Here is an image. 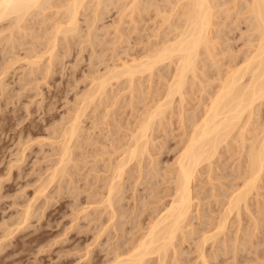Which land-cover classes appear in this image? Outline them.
Here are the masks:
<instances>
[{"label":"rangeland","instance_id":"1","mask_svg":"<svg viewBox=\"0 0 264 264\" xmlns=\"http://www.w3.org/2000/svg\"><path fill=\"white\" fill-rule=\"evenodd\" d=\"M49 1H51L53 3H49ZM49 1H48V5L46 4L47 2L44 5V6H46L45 7L46 9L42 8V11L40 9H39L40 11H38V9H37L35 12H33L35 15L37 14L36 16L33 14L34 16H32V17H34L35 20L32 18L31 21L26 20L27 22L26 21L24 22L23 25L25 26V24H26L25 27L23 26L24 28H26V30H24V33H23V30H21L22 29L21 28L19 30V31H21L20 34H19V31L17 30V31H15V34L10 37V38H13V40H15V38H17V35H18V39H20L19 41H21V44H16L14 42V46H16V45L17 46H16V49L13 48V49H11V51H13V53H14V50H15L16 51V54L14 53L15 55L11 51H10L11 54L9 53L10 54L9 55L7 53L8 54L7 56H5L6 54L1 53V52H3L2 48L7 46V44L9 45V43H8L9 38H4V37H7V35L9 37V32L6 33L4 31L5 34L2 33L4 35H2V34L0 35V37L2 36V38H0V53H1L0 70L2 69V71H0V74H1V72L2 73L5 72L4 74L0 75V247H1V249H0V264H91V262L93 260L95 261V259H92V257L95 258L96 255H98L100 253L99 256H97L98 262H99V259L101 261L102 260L101 258L105 257L104 254L106 251H102V250L99 251V250L102 248V246H104L103 243H105V241L107 240L106 235L107 234L113 235L114 233L115 234L120 233L118 236L119 242L121 240L120 238L124 239V242H122L123 244L121 246L126 247V246L131 245L133 243L134 239L136 238L135 236H137L139 234V228L135 227L136 222L138 221L137 219L138 218L141 219V221L139 219L140 226L141 225H142V227L145 226V223L147 224V222L149 221V219H148L149 216H147V214H146V213H149V212H147V210L150 211V209L153 208L154 206H156V207L158 205L160 206V203L162 202L161 200H162L164 192L166 190L165 189L166 184L164 182L161 183L160 179L162 180V178L160 176H158V177L154 176L155 177L154 179H153V177L152 178L150 177L151 178V179H149L150 181L147 179L149 181L148 182V181H146V178L149 177V175H146L145 177H143L144 175H142L140 177V179H141L140 180L138 178V176L136 175L137 174L136 168H134L132 166L131 167L132 170L130 173L132 174L134 171L135 172L133 175L129 174V172H128L130 179H129V176L126 174V176H128V177H127V180L125 179L126 184L124 183L123 196L117 203V206H119V208H121L120 209L121 213L124 212L122 219L120 218L122 221H125L123 226L121 227L122 229H120V230L116 229L117 231H114L112 228L111 230L114 233H111L110 230L109 231L107 230L108 233L103 232V236L101 234L100 238L98 236H96V234L98 235V231H99L98 228L99 227L101 228V226H104L105 225L104 223H106V224L109 223L106 221L107 220V218H106L107 210L106 211L103 210L105 208H102L103 206L101 207L100 206L101 204L99 202L100 201L99 197L100 198L102 197V195H101L102 193H99L102 190L100 188L101 184H102L101 179L103 180L102 177H104V179L107 178L106 174L109 173V171H108V173H107V171H105L106 170L105 165L107 162L106 159H108V161H109V159H111V160L113 159L112 156H110L111 153L109 152V149L110 148L112 149L116 145H119V143L122 144V142H124V141H122L121 139L128 138V135L131 132L130 128L131 129H132V127L134 128V126H135L134 121H136L135 122V124H136L137 121L141 118L144 111H147L149 109V107L153 104V102H156V100L157 101L161 100L160 99V97L162 96L161 90L162 89L164 90L163 84H165L166 79H168V78L165 77L163 79V77H161V75H160L161 72L159 73V71L157 69H156L157 72H156V70L154 71V73H153L154 75L151 74V76H149L150 74H147V73L144 74L143 73L144 76H141L142 74L138 75L139 78L136 76L134 79V83H133L134 85L132 84L134 86V88H132V89L130 88L132 91H129L130 86L127 84L128 81H125L124 77L118 78L119 80H117V81H116V79L112 80L111 87L108 86V89L110 87V89L108 90V93H107L108 95H106V97L104 95H102L103 96L102 98H101V96H99L101 99L97 98L95 101L88 104L89 106L87 105L88 107L85 108V110H84L85 111L84 115H82L83 117H81V119H82L81 120V130H80V134H79L80 137L77 136V140H75L77 142H75V143L72 142L73 146L71 145V147H72L71 148V150H72L71 151V159H70V162H67V164L65 165L66 167H64V169L65 168L67 169V170L65 169L67 171V173H64L66 175H64V178H62L61 175H58L61 177V178H59V177L58 178L62 181L59 180V182H58V180H57L58 178L55 177L56 178L55 181H53V178H52V180L50 182V179H51L50 174H52L51 171H53V169H52L53 167L56 168L59 166V157H60L59 151L61 148V143H60L61 139H60V137H58V135L59 134H60L59 136L62 135V133L60 131H62L64 129V127H66L68 125L67 123H68V120L70 119V118H65V117L66 116L69 117L68 115H70V117H71V114L75 111V108L78 104L77 102L79 101V98H81L82 94H85L86 90L88 91V89L90 88L89 86H92V83L95 82L93 76L96 77L97 74L105 73V71H104L105 67L107 66V64L110 65L112 63V61L113 62L120 61L119 59L122 60V58L123 59H127V58L130 59L131 56L137 57L138 54H139V56L141 54L143 55L146 51L148 52L149 49H147V48H150L151 45L154 44V42L160 44L159 40H161V39L163 40L165 36H166L165 37V39H166L168 36L166 33L171 28V26H170V28H168V25H167L168 23L164 22L162 19L161 20L163 21V23H166V24L161 23V20L159 17L161 15L156 16V15L161 13V12L158 14L156 13L157 12V8H156L157 6L156 5L165 4L164 6L162 5L163 7H161V5L159 7H161L163 11L164 10L167 11L166 12L167 14L168 13L171 14V13H173V10L171 9V7H172L171 3L175 2V0H168L167 1V3L169 2V4L171 5V7H170V5L168 6V4L165 3L163 0H160V1L158 0L160 3L155 0V5H152V3L150 2V1L153 2L154 0H146V2L149 1V3H147V5L149 6L148 7L146 5V2H144L142 0L144 2V5H146L147 7L144 6L145 9H143L144 8L143 7L142 8L143 11L139 10L141 12L137 11L136 9L127 10V7L131 3V2L128 3L129 0H118V3H117V0H108V1L102 0L101 2H104V3L107 2V3H105V5H103L100 2L101 4L100 3L98 4L99 9L95 7L96 10L98 11L97 14L94 13L95 9H92V8H94V5L95 6L97 5V1L96 0H92V1L90 0L91 3L86 2L87 5L85 4L87 6V7L85 6L87 8L86 10L84 9L85 7L81 8V10L84 12V14H81V10H80V13L78 15L79 20L77 23L78 24L77 27L78 26L79 27L77 28L78 31L76 30L73 33L74 36H72L73 34L69 35L68 32H67L68 34L66 33L68 35V37L66 34H65L66 35L65 36V35H63V33H60V34L58 33V35H57L58 39L56 38L57 41H55L56 47L53 48V50H54L53 55L54 54L56 55V56L54 55L55 57H53V58H55L56 60L53 59V61L51 60L50 62L47 63V61H48L47 56H49L48 52H43L44 54L43 53L42 54H43V56L44 55L45 56L44 57L42 56L43 58L40 57V54H41L40 52H42L44 50V48L47 49L46 44L49 47L48 43L50 42L49 38H46V36L48 37L50 34H49V32H46L44 30L45 29L46 30L49 29V31L52 30V28L55 26V24L57 22H60V20H62L61 18H63V16H64V14H63L64 12L61 11L62 9L57 11L58 8L53 7L55 5L58 6L57 4H58V1H60V0H56V1L55 0H49ZM110 1H111V3L108 4V2H110ZM112 1H114V2H112ZM55 2H56V4L54 5ZM156 2L159 4H157ZM162 2H164V3H162ZM94 3H96V4H94ZM150 3H151V5H149ZM232 3L233 2L230 1L226 5H224L225 7L227 6L229 8L226 9L223 14H226V13L228 14L229 12H234L236 10L237 7H232L233 6ZM51 4L53 6H50ZM125 4H127V5L129 4V5L127 6ZM166 4L168 7L163 9L166 6ZM101 5H102V7H100ZM124 5L127 6V7H125L126 9L124 8L125 10H127V13L122 8V7H124ZM139 5H143V3L139 4ZM239 5H238V7H239ZM120 7H121V9H123V15H124L123 19H122V12L119 13L120 11H118V9ZM240 7H241V5H240ZM170 9L172 10V12L170 11ZM55 11L58 13H56ZM130 11H134V12L130 13ZM38 12L39 13L41 12V13L39 14ZM237 12H238V10H237ZM59 13L62 14L63 16L60 17ZM100 13H102V14H100ZM86 14H87V16H85ZM119 14L121 15V18H120ZM235 14H237V13H235ZM235 14H232V16H229V17H228V15H226L227 17H225V15H223L224 17L223 16L221 17V19L224 22H227V25L231 26V29L233 28V30L230 32L229 31L230 27L228 26L229 29L227 31H229V33H231V36L228 33L229 34L228 36L231 37L230 40L228 39L229 40L228 42L231 43V46L229 48H232V51L227 48L229 50V52L227 51L228 53L225 54L226 55V58L224 57L225 64L222 65L223 70L225 69L226 65L230 63L228 61V59L231 58L230 57V56H232L231 54H233V56H239V57H237V59H235V57L232 56V59H229L230 61L234 60V59L238 60V59H240V57L242 55L246 54L245 49L246 48L248 49V46L245 44L246 38L244 37L248 33V28H247L248 21L245 20V16H243V15L239 16L240 14H238L236 16ZM83 16H85V17L83 18ZM96 16H98V17H96ZM42 17H43V19H41ZM171 19H173V18H171ZM90 20H92V21H90ZM120 20H121V22H120ZM118 24H119V26H117ZM33 26L36 27V28L34 27L35 31L32 28ZM87 26L91 29L87 28ZM92 27H93V29H92ZM27 28H28L29 33L27 32ZM117 30H119V31H117ZM40 31L43 32V33H41V35L44 34V36H40V33H37ZM17 32H18V34H17ZM89 32L92 33V35L90 34V37H88V35H86V34H89ZM25 33H27V34H25ZM45 33L46 34L48 33V34L46 35ZM169 34H171V33L169 32ZM34 36H35V38H32ZM70 39H72V40H70ZM5 40H6V43H5ZM15 41L19 42V41H17V39ZM244 41H245V43H244ZM51 43H50V45H51ZM18 45H20V46H18ZM154 45H157V44H154ZM114 48H116V49H114ZM124 48H126V49L123 52ZM37 49H39L40 52ZM115 50H117L118 53ZM32 51L33 52L38 51V53H40V54H38L39 59H38V57H36L39 61L36 60L37 64L33 63L34 65L27 63V61H29L30 59L32 60V58L29 57V54L32 55L31 54V53H33ZM119 51L120 52L122 51L121 52L122 54ZM139 52H141V53H139ZM45 53H47V54H45ZM234 54H237V55H234ZM2 55H3L4 59H2ZM35 55L36 54H34V56ZM113 55H115V56L113 57ZM119 55H121V56H119ZM21 56L23 57V59H26V60L28 59V60L23 61L22 58L19 59ZM27 56H28V58H27ZM34 56H33V60L35 59ZM97 56H98V58H97ZM220 56H222V55L220 54ZM9 57L11 58V60ZM15 57H17L19 59V61L16 58L17 62H15V59H14ZM100 58H102V59H100ZM222 58H223V56H222ZM6 59L7 60L9 59L8 65L6 64L7 63ZM13 59H14V61H13ZM59 60H60V62H59ZM204 60H206V58ZM222 60H220V61H222ZM12 61L15 63L11 64V66H10L9 64ZM55 61H56V63H55ZM45 62L47 63L48 68H47ZM57 62H59V63H57ZM222 63H223V61H222ZM4 64H6V66H7V67L5 66L7 68V69L5 68L6 71L4 70V68H2V67H4ZM28 66L29 67L32 66V68L30 69ZM167 67H168L167 65L164 66V68L167 70L166 71L163 70L164 73L166 72L164 74L165 76H166V74H167V76H169V71H168L169 67L168 68ZM30 70H32V71H30ZM226 70H227V68L225 69V71ZM46 71H47L48 75H47ZM93 71H95L97 74ZM43 75H46L45 78H43L44 77ZM200 76H202V75L200 74ZM201 79H202V81H204L206 88H209V90H211L212 86H210L211 87L210 88L207 85V81L211 80V77L208 80H206L207 77L202 76ZM91 81H93V82H91ZM196 81H197V83H196ZM196 81H195L196 85H194L195 83H193L190 85L191 87L188 86L186 88L189 91L187 92V90H186V93H188V94H186L187 99L183 102L184 107L182 106V104L179 106V107L182 106L180 111L183 113V114L181 113L182 116L183 115L185 116V118H184L185 120L183 119V121H186L187 123L189 122V119H187V116L189 118V116H190L189 114L194 113L193 110L194 111L196 110L195 113H197L198 110L201 109L200 108L201 105L197 104V103L200 101L199 95L201 94V92H199V91L201 90L200 89L201 87H199V86H201L200 84L202 82L200 84H198L199 83L198 80H196ZM190 88H192V89L190 90ZM187 95H189V97ZM202 95L205 96V94H202ZM197 98H199V99H197ZM112 101H115V102H112ZM176 103L179 104L178 101L175 99L173 102L174 105L172 104L173 106L171 107V108H173L171 110L174 111V112H172V115H171V111L167 112L168 113L167 119H164L165 121L163 120L165 123H161V126L159 123H158L159 125L156 124L157 127L155 126L156 128H154V130H153L154 132L151 131V133H150L151 137L154 136L152 139H153V141H155V144L157 143L156 147H154V146L151 147L152 148L151 152L153 153L152 155L155 156L152 158V160H154V162H157V160L159 159L158 160V162L160 161L159 166L160 167L162 166L161 170L163 168L167 167L165 165L172 162L173 156H176L175 153H176L177 147H179V145H181V143H182L181 139L185 136V134L183 132L184 130L183 131H181V130L184 129V125L186 123L183 125L180 124L182 116L180 117V113H178L179 107ZM199 103H201V102H199ZM198 107H199V109H198ZM106 111L108 112L107 114H106ZM178 114H179L180 120H178L179 119L177 116ZM191 117H193V115H191L190 118ZM168 118H170V120H168ZM61 119H63V121ZM166 121H169L170 123L166 122ZM257 122H258V120H256V123ZM63 123L64 124L66 123V124L64 125ZM255 124L253 127H255ZM132 125H134V126H132ZM181 125L183 128L181 127ZM62 126H64V127L62 128ZM186 126H187V124H186ZM157 128H158V130H155ZM164 128H166V129H164ZM251 129L249 130V132L247 131L248 132L247 134H250V132L252 134V132L255 133L256 131H258L257 128H253L252 131H251ZM54 131H56V132H54ZM57 132H60V133H57ZM81 132L83 134H81ZM53 133L55 134V136ZM50 134H52V136H49ZM124 134H126V135H124ZM83 135L85 136V138ZM55 138H57L58 141ZM81 138H83V139H81ZM117 138H118V140L121 138L120 142L118 144H116L118 141ZM179 139H180L181 143H180ZM80 140H82V141H80ZM50 141H51V143H50ZM114 141H115V143H113ZM53 142H54V144H53ZM162 142H163V144H165V143L167 144L168 142L169 143H168V146L166 145L167 147L165 146L166 148L164 147L165 151L163 148V151H161L160 152L161 154H160L156 151L158 150L157 148L159 146H161L159 143L162 144ZM176 144H178V145H176ZM235 144L238 145V142ZM108 145H110V147ZM111 145L112 146L114 145V146L112 147ZM237 145H235L233 147L238 149L239 145L238 146ZM171 147H173L172 149H174V150H172ZM233 147L232 146L230 147L231 150H233ZM235 148H234V150H235ZM105 150L107 152H104ZM174 151H175V153H174ZM102 152H104V153H102ZM22 153H23V156L21 157L20 154H22ZM234 153L237 154L238 152H234ZM222 154H220V156H222V158L221 157L218 158V161H217L218 165H219V163L222 162L221 164H229L230 163V165L232 164V166H233V164H236L239 160V158L237 157L238 155H236V154L234 155L233 153L229 154V151H228V154H227V152H225L223 155ZM223 157H224V159H223ZM226 158H228V159H226ZM147 159L148 158L146 157V159L144 161H146L147 164L150 165L151 162H148ZM232 160H233V162H232ZM149 161H151V157H150ZM56 163H57V166H56ZM145 163H144V165H145ZM147 164L145 165V167L147 166ZM129 166H131V164ZM74 167L76 169H74ZM228 167L226 170L227 171L231 170V166H228ZM96 168H98V172H96L94 170ZM147 169H148V166H147L146 170ZM162 171H165V169ZM70 173H72V174H70ZM97 173H99V174H97ZM100 174L102 175V177ZM206 175H207V171L202 172L201 177L199 175V177L197 179L200 182L197 180L195 182L197 184L194 187L195 190L193 191V193L199 192V194L196 193L198 196L201 194H205V193L207 194L208 193V195L205 194L206 197H208L210 194V192H209L210 191V189H209L210 184H208L210 182H207V180H209V179H207L208 176L206 177ZM49 176H50V179H49ZM97 176L99 177L98 180H97ZM229 176H231V175H227L226 178H223L220 176V179L218 176V178L216 177V178H213L212 180L215 183H217L218 186L219 185L222 186V185H225V183L227 181H229V179H230ZM143 178H145V180ZM69 179H70V181H69ZM135 179L136 180L138 179L142 183L140 182L139 184H137L138 181L136 183H134L136 181ZM224 179L226 182L224 181ZM231 179H232V177H231ZM232 180L237 181L238 179L233 178ZM96 181H97V183H96ZM144 181H146L147 183H145ZM155 181H157L158 184ZM53 182L54 183L56 182L55 185ZM57 182H58V186L60 185L59 190L61 192L57 188ZM222 182H223V184H221ZM45 184H47L48 187L45 186ZM205 184H207V185H205ZM42 185H44V186H42ZM134 185H135V187H134ZM211 185L213 186V184H211ZM72 186H74V187H72ZM203 186H206V187H203ZM147 187H148L149 192L147 190ZM149 187H150V189H149ZM224 187L225 186H223V187L219 186V188L221 190ZM39 188L40 189L43 188L42 189L43 191L40 190ZM86 188H88V189H86ZM97 188H98V191H96ZM99 188H100V190H99ZM125 188H126V190H125ZM196 188H198V189H196ZM69 189H71V190H69ZM202 189H204L205 191H207V190H209V191L205 192ZM220 189H219V192H220ZM151 190H154L155 192L152 191V193L154 192L155 194L150 193ZM217 190H218V187H216L215 191H217ZM144 191H145V193H144ZM162 191H164L163 195L161 193ZM259 191L261 193H260V195L257 196L258 202L254 203L252 205L254 211H256V210L258 211L257 206H261V205L263 206V204H264V183L259 188ZM57 192H59V193H57ZM146 192H147L148 196H146ZM42 193H44V194H42ZM143 193H144V197L142 196ZM47 194H50L51 196L50 195L47 196ZM139 194L143 198H141V196H139ZM149 194H152V195H149ZM132 196H133V199H132ZM217 196L218 195L212 197L210 195L208 197L209 199H207L205 197V198H202L203 200L200 199V202L201 201L205 202L206 201L205 199H207V201L210 202L209 203L206 201L208 203V204L207 203L205 204L206 208H207L208 207L207 205L212 204L210 199L214 200V197H217ZM201 197H204V195H202ZM138 198L140 200L141 199L142 200L140 201ZM148 199H150V201ZM157 199H158V201H159V199H161L160 200L161 202H158V201L156 202ZM143 202H144V204L146 203L145 207H144V205L143 206L141 205V204H143ZM215 203L217 204V202H214V205L212 204L213 207H215V209H216V211L214 210L215 213L211 212V213H214L213 216L214 215L216 216L218 214L217 213L218 204L215 205ZM135 204H137V205L135 206ZM203 204L204 203H202V204L200 203V205H199L200 210H201V207H203V206H201ZM28 205H29V207H28ZM83 206H85V207H83ZM96 206H99V208L98 207L96 208ZM90 207H92V209ZM142 207H143V209H145L144 211H143ZM83 208H84V210H83ZM140 208H141L142 214L139 213V217L137 216L136 217L137 219L135 218L136 219V221H134L135 224L133 222L131 223L130 222L131 216L133 218L135 213H136V215H138V212H140ZM203 209H204V207H203ZM79 210H80V212H79ZM30 211H32V212H30ZM100 211L102 213H100ZM129 211H130V213H129ZM29 212H30V215L28 216ZM104 212H106V213H104ZM131 212L133 213V215H131ZM99 213H100V215L101 214L102 215L101 216L98 215ZM192 213L194 214V211ZM254 213L256 216L255 218L257 219L256 223L258 225L256 223H254L252 220H250L251 217L245 211H243L241 214L240 218L241 219L243 218V219L240 220L241 222L239 221L240 226L238 225L239 224L238 219H240V218L235 217L234 219H232L234 217V215L230 216L229 221H228V228H227L228 230H226V233H228L226 235H228V236H224V237H226L225 238L226 242L222 243L223 248H225L224 246L226 244L228 245L225 248L226 250L225 249L219 250L220 247H218V245L217 246L212 245V244H210V242L207 243V244H209V245H207V247L209 246L210 249L212 248V250L218 251L216 259L212 256H209L210 259L214 258V260H211L212 262L214 261V263H215V261H216V263L218 264V262H217V259H218V261L222 262L221 264H263V262H264V211L260 212V213L259 212H254ZM19 214H21V215H19ZM209 214H210V212H209ZM85 215H86V217H85ZM213 216L209 217V218L207 217V219L210 221L211 219H214ZM18 218H20L19 223H21L19 225H18ZM89 218L90 219L93 218V220H90ZM128 219H129L130 223L128 222ZM194 221H195V219H194ZM12 222H13V224H12ZM24 222H25V224H24ZM101 222L103 225L100 224ZM195 222H197V221H195ZM14 223H15V225H14ZM253 224H256V225H253ZM94 225L97 228H95ZM6 226H8L9 229ZM130 226L133 227L132 230H129ZM237 226H239V227H237ZM252 226H254V227L257 226L256 228H258V227L259 228L258 229L255 228L256 229V231H255V229ZM5 228H7V229H5ZM94 228H95V230H94ZM236 229H240V231L237 230V232H235ZM244 229H245V231H244ZM9 230L10 231L13 230V231H11V234H10ZM189 231H190V229H189ZM230 232L232 233V235L230 234ZM121 233L123 234V236L121 235ZM235 233L237 234L236 238H238L237 243L238 242L240 243V244L238 243L239 245L237 244L239 246V247H237V253H238V255L240 253L241 256L238 257V259H237V257L235 258L233 256L234 259L232 261L231 252L229 253V251H231V248H229V247L232 246V243H233L232 240L235 238L234 237ZM249 233L252 236L248 235ZM117 234L115 236H117ZM197 234L200 235V234H202V232L197 233ZM197 234H194L196 237L193 235V239L197 238V236H198ZM110 235H107V236L111 237ZM231 236L234 238H231ZM243 236L246 237V240L248 239L247 243L245 241V244H248V245L245 246V244H244V246L246 248L248 247L247 251H246V248L244 247L245 248L244 249L242 246V243H244V241L242 239L245 238ZM95 237L96 238L98 237L99 239L97 238L98 239L97 240ZM224 237H221V239L224 240L223 239ZM228 237L231 238L232 240H229ZM93 238H95V239H93ZM193 239L192 240L190 239L188 241L185 240L182 244L184 246L189 245L187 247L190 248V246L191 245L193 246V244L196 240L195 239L193 241ZM239 239L241 242L239 241ZM249 239H250V241H249ZM251 239H253V241ZM95 240H97V241H95ZM178 240H179V238H178ZM222 240H220V241H222ZM92 241H93V243H92ZM100 241H102V242H100ZM108 241H110L109 238H108ZM113 241H114V239H113ZM110 242H112V241H110ZM260 242H262V244ZM78 243H79V245L80 244L81 245L78 246ZM90 243H92V244H90ZM106 243H108V245H109V242L106 241ZM124 243L126 244V246H124L125 245ZM188 243H190L191 245ZM252 243H253V245H255V248H254V246H252ZM74 244H76V245H74ZM87 244H90V245H87ZM179 244H178V248L180 249V247L183 245H181V244L179 245ZM220 244H221V242H220ZM259 245H260V247H259ZM106 246H104V247L106 248ZM210 246H213V247H210ZM250 246H251V248H250ZM72 247H74V248L72 249ZM109 247L110 246H107V248H109ZM209 248H207V251L210 250ZM223 248H221V249H223ZM239 248L240 249L242 248V250L240 251ZM257 248H258L259 252H258ZM261 249H263V250H261ZM212 250H210V252H212ZM219 251H220V254H219ZM221 251H223V252H221ZM253 251H255V252H253ZM86 252L88 253V255L85 254ZM193 253L194 252H189V254L187 253L185 256L188 259L191 257L193 258V256H195V254H193ZM228 253H229V256L231 255L230 257L228 256ZM226 256H227V258H226ZM192 260H194V258ZM234 261H235V263H234ZM238 261H240V262H238ZM214 263H212V264H214ZM219 264H220V262H219Z\"/></svg>","mask_w":264,"mask_h":264},{"label":"bare ground","instance_id":"2","mask_svg":"<svg viewBox=\"0 0 264 264\" xmlns=\"http://www.w3.org/2000/svg\"><path fill=\"white\" fill-rule=\"evenodd\" d=\"M48 1L49 0H0V35L2 33L5 34V32L6 33L9 32V37H8V35H7V37L3 36L4 38H9L8 39L9 45L8 44H7V46L4 45L5 47L3 46L4 47V48H2L3 52H1V53L6 54L5 56H7L10 53L11 49H13V48L16 49L17 45L14 46V42L16 44H21V41H19L20 39H18V35H17V38H15V40L17 39V41H19V42H16L15 40H13V38H10V37L15 34V31H17V30L19 31L21 28H22L21 30H23V33H24V30H26V28H24L26 26V24H25V26L23 25L24 22L26 20L31 21L32 18L34 19V17H32L35 15L33 12H35L37 9H38V11H40V10L42 11V8L46 7V6H44L46 2H47L46 4L48 5ZM91 1L90 0H88V1L87 0H60V1H58V4H57L59 7L55 5L56 2L54 3L55 6H53L52 4L50 5V6H53L55 8L57 7L58 8L57 11L62 9L61 11L64 12L63 13L64 16L59 13L60 17L63 16V18H61L62 20H60V22H57L54 27L52 26L53 27L52 30L49 31V29L46 30L44 28L45 29L44 31L49 32V34H50L47 37L46 35L48 33L47 34L45 33L46 38H49V40H50V42L48 43L49 47L46 44L47 49L44 48V50L42 52H40L39 49H37V50H39V52L41 54L43 52H48L49 56H47L48 58L46 57L48 59L47 63L50 62L51 60L53 61V59L56 60L55 58H53L56 56L55 54H54L55 56L53 55V52H54L53 48L56 47L55 41H57V39H58L57 38L58 33L59 34L63 33V35H65L68 32L69 35H72L77 30V28L79 27V26L77 27V25H78L77 23L79 20L78 15L80 13L81 8H83L87 5L86 2L91 3ZM96 1H97V5H98L102 0H96ZM106 1H108V0H106ZM139 1L140 0H129L128 3L131 2L130 5L128 4L129 5L128 6L127 4H125L129 8L125 5L122 8L124 9L125 7H127V10L136 9L137 11H139V10H142V8L147 5V3H149V1L146 2V0H143L144 2H146V5H144V2L142 0H141L142 2L141 1L139 2ZM156 1L159 2L160 0L159 1L156 0ZM163 1L165 3H167L168 0H163ZM230 1L233 2L232 3L233 6L231 5L232 7H237L236 10L234 12H229L228 14L227 13L223 14L224 11L229 8L227 6L225 7L224 5H226ZM112 2H114V1H112ZM150 2L152 3V5H155V0L153 2L152 1H150ZM164 2H162V3H164ZM49 3H53V2L49 1ZM101 3L103 5H105V3H107V2H105V3L101 2ZM109 3H111V1L108 2V4ZM117 3H118V0H117ZM142 3H143V5H139ZM151 3L149 5H151ZM159 3H157V4H159ZM94 4H96V3H94ZM167 4H168V6L170 5L169 2ZM167 4L163 9L168 7ZM239 4L241 5V7ZM97 5L96 6L94 5V8H92V9H95L94 13H96V14L98 12L96 10V8L99 9V5L98 6ZM160 5H161V7H163L165 4L156 5L157 6L156 7L157 12L156 13L158 14L161 12L160 14H158L156 16L161 15V16H159L160 20L162 19L164 22H167L168 28H170V26H171V28L166 33L168 35L167 38L165 39V37H166L165 36L163 40L161 39L162 41L159 40L160 42L159 41L158 42L160 44L154 42V44H157V45L152 44L150 47L151 49L147 48V49H149L148 52L146 51L147 53L145 52L143 55L141 54L140 56L138 54L139 57L138 56L137 57L131 56L130 59H128V58L123 59L122 58V60L119 59L120 61H116V62L112 61V63L110 65H108V64H107V66L105 65L106 66L105 70H104L105 73L97 74L95 71H93L97 74L96 77L93 76L95 82L91 81V82H93L92 86H89L90 88L89 89L87 88L88 91L86 90V93L84 92L85 94H82V97L79 98V101L77 102L78 104L76 103L77 106L75 108V111L71 114V117H70V115H68L69 117H67V116L65 117V118H70V119L68 120V123H67L68 125L66 127L62 126V128L64 127V129L62 130L63 132L59 130L62 133L61 136H59L60 134L58 135V137H60V139H61V142H60L61 148L59 151L60 152L59 166L56 168L55 167L52 168L53 171H51L52 174H50L51 179L49 176L50 182H51L52 178H53V181H55V179H56L55 177L64 178V175H66L64 173H67V171H66L67 169L65 168L66 169L65 170L64 167H66L65 165L67 164V162H70V159H71V151H72L71 145L73 146L72 142H74V143L77 142V141H75V140H77V136L80 137L79 134H80V130H81V120H82L81 117H83L82 115H84V112H85L84 110H85V108H87L89 106L88 104L95 101L97 98L101 99L103 97L102 95H104L105 97H106V95H108L107 93L111 87L112 80L116 79V81H117V80H119L118 78L124 77L125 81H128L127 84L130 86L129 89L130 88L132 89V88H134L133 83H134V79L136 76L138 78H139L138 75L142 74L141 76H144L143 73L144 74L145 73L150 74L149 76H151V74L154 75L153 73L156 69L159 71V73L161 72L160 75H161V77H163V79L165 77L168 78V79H166L165 84H163L164 90L163 89L161 90L162 91L161 92L162 96L160 97L161 100L158 99L159 101L156 100V102H153V104L149 107V109L147 111H144L141 118L137 121L136 124H135L136 121H134L135 126L132 125V126H134V128L133 127H132V129L130 128L131 132L128 135V138H126V139L120 138L122 141H124V142L121 141L122 144L119 143L120 139L118 140V138H117L118 141L116 144L119 143V145L115 144L116 145L115 147H113L114 145L113 146L111 145L113 148L112 149L110 148L111 150L109 149V152L111 153V155L110 154L109 155L112 156L113 159L112 160L109 159V161H108V159H106V161H107L106 165H105L106 170L105 169L104 170L107 171V173L109 171V173L106 174L107 178L104 179V177H102V175L100 174L101 177L103 178V180L101 179L102 184L100 187L102 190L99 192V193H102L101 194L102 197L101 198L99 197L100 201L98 200L101 204L100 206L101 207L103 206L102 208H105L103 210H105V211L107 210V213L104 212L107 214V216H106L107 220L106 219L105 220L109 223L106 224L103 222L105 225L101 226L100 225V224H102V222H101L99 224L101 226V228L100 227L98 228L99 231H98V235L96 234V236H98L100 238L101 234L103 236V232L108 233L109 230L111 233H114L111 230L112 228L114 231L122 229L121 227L123 226V224L125 222V221L121 220L122 216L124 215L123 214L124 212L121 213V211H120L121 208H119V206H117V203L123 196L125 179L127 180V177L129 176V174H131L130 172L132 170V168H131L132 166L134 168H136V171H137L136 175L138 176L139 179L142 175H144L143 177H145L146 175H149V177L146 178V181H148L152 177L154 179L155 178L154 176H157V177L160 176L162 178V180L160 179V181H161V183L164 182L166 184V188H165L166 190H165V192L164 191L161 192L162 195L164 192L162 200L161 199H159V201H158V199L156 200V202L157 201L158 202L162 201V202L160 203V206L158 205L157 207L154 206L151 209L149 208L150 211L147 210V212H149V213H146V214H147V216H149L148 217L149 221L147 222V224L145 223V226H143V227H142V225L140 226V224H139L140 218H138V219L136 218L137 216L139 217V213H141V208H140V212H138V215H136V213H135L133 218L131 216L130 222L131 223L133 222L135 224L134 221H136V219H137L138 221L136 222V226L135 225L134 226L139 228V234L137 233L138 235L135 236L136 238L134 239L133 243L131 242L132 243L131 245L126 246V244L124 243L125 244L124 246H126V247L121 246L123 244L122 242H124V239L120 238L121 240L119 242L118 236L120 233L119 234L116 233L117 236H115L116 235L115 233L113 235L107 234V235H110L111 237L113 236L112 238L114 239V241L111 237H108L106 235V237H107L106 241L109 242V245H108V243H106V241H105V243H103V245L104 246L107 245L110 247L107 248V246H106V248H105L104 246L101 245L103 249L102 248L100 250L98 249L99 251H101V250L106 251L104 254L105 257L104 258L102 257L101 261L99 259V262H98L97 256H99V254H100L99 253L98 255H96L97 258L95 256H94L95 258L92 257V259H95V261L93 260L92 261L93 263L91 262V264H212V263H214V261L212 262L211 260H214V258L216 259L218 251H214V250H212V248L210 249L209 246L207 247V245H209L207 243L210 242V244H212V245H216V246L218 245V247H220L219 250H224L228 246L226 244L224 246L225 248H223L222 243L226 242L225 241L226 237H224V236H228V235H226V234H228V233H226V230H228L227 228H228V221H229L230 216L234 215V217L232 216L233 218L231 217L232 219H234L235 217L240 218L242 212L245 211L251 217L250 220H252L254 223H256L257 219L255 218L256 216H255L254 212L260 213V212L264 211V204H263V206L262 205L257 206L258 211L257 210L254 211V209L252 207V205L254 203L258 202L257 196L260 195V193H261L259 191V188L264 183V0H175V2L171 3L172 7L170 5L171 9L173 10V13H171L172 10L170 9L171 14H169V13L167 14L166 13L167 11H165V10L163 11L162 8L159 7ZM238 5H239V7H238ZM86 7L84 8L85 10L87 9ZM100 7H102V5ZM119 9H118V11H120L119 13L122 12V19H123V17H124L123 9H121V7ZM125 9H124V11L127 13V10H125ZM143 9H145V7ZM237 10H238V12H237ZM132 12H134V11H130V13H132ZM139 12H141V11H139ZM56 13H58V12H56ZM235 13H237V14H235ZM81 14H84V12L82 10H81ZM100 14H102V13H100ZM232 14H235L236 16L238 14H240L239 16L243 15V16H245V20L248 21V25H247L248 33L246 34V36H244L246 38V40H245L246 43H245V41H244V43L248 46V49L247 48L245 49L246 54L242 55L240 57V59H238V60H235V59H237V57H239V56H233V54H231L233 57H235V59H234L235 61L234 60L230 61L229 59H232V56L229 55L231 57L228 59V61L230 63L226 65L225 69L227 68V70L225 71V69L223 70L222 65L225 64V62H224V57L226 58L225 54L228 53L229 50L232 51V48H229L231 46V43H229L228 41L231 38L230 37L231 33H229V31L231 32L233 30V28L231 29V26L227 25V22H224L221 19V17L223 15H225V17H227L226 15H228V17H229V16H232ZM85 16H87V14ZM85 16H83V18ZM96 17H98V16H96ZM120 18H121V15H120ZM171 18H173V19H171ZM41 19H43V17ZM162 20H161V23L166 24V23H163ZM90 21H92V20H90ZM120 22H121V20H120ZM119 24L117 26H119ZM228 26L230 27L231 30L228 28ZM34 27L35 26H33L32 28L35 31L36 27L35 28ZM87 28H89V27L87 26ZM89 29H91V28H89ZM92 29H93V27H92ZM228 29H229V31H227ZM117 31H119V30H117ZM20 32L21 31H19V34H20ZM27 32L29 33L28 28H27ZM43 32L40 31L37 33H40V36H44V34L41 35V33H43ZM91 32H89V34H86V35H88V37H90V34L92 35ZM169 32L171 34H169ZM228 33L230 34V36H228L229 35ZM4 34H2V35H4ZM17 34H18V32H17ZM25 34H27V33H25ZM72 36H74V34ZM67 37H68V35H67ZM0 38H2V36ZM32 38H35V36ZM70 40H72V39H70ZM5 43H6V40H5ZM50 43H51V45H50ZM18 46H20V45H18ZM114 49H116V48H114ZM125 49L126 48L123 49V52L125 51ZM115 51H117V50H115ZM11 52L13 53V51H11ZM1 53H0V56H1ZM14 53L16 54L15 50H14ZM40 53H38V51H37V52L31 53L32 55L29 54V57L32 58V60L30 59L29 61H27L28 59L27 60L23 59L22 56L19 59L22 58L23 61L25 60V61H27V63L34 65L33 63L37 64L36 60L39 61L38 60L39 59L38 54H40ZM117 53H118V51H117ZM139 53H141V52H139ZM34 54H36V55L34 56ZM41 54H40V57H42L44 53L42 55ZM45 54H47V53H45ZM220 54L223 56V58H222V56H220ZM234 55H237V54H234ZM33 56L35 58L34 60H33ZM114 56L115 55H113V57ZM119 56H121V55H119ZM36 57H38V59ZM16 58L17 57L14 58L15 62H17ZM27 58H28V56H27ZM97 58H98V56H97ZM205 58H206V60H204ZM2 59H4L3 55H2ZM14 59H13V61H14ZM19 59H18V61H19ZM100 59H102V58H100ZM8 60H7V63L5 62L7 65H8ZM10 60H11V58H10ZM220 60H222L223 63ZM13 61L11 63L9 62L10 66H11V64L15 63ZM59 62H60V60H59ZM59 62H57V63H59ZM47 63L45 62L46 66H47ZM55 63H56V61H55ZM6 64H4V67H2V68H4L5 71L7 69ZM166 65L169 67V68L167 67L168 71H169V76H167V74H166V76L164 75L166 73V72L164 73V71L167 70V69H165L166 67L164 68V66H166ZM29 68L31 69L32 66ZM47 68H48V66H47ZM157 70H156V72H157ZM0 71H2V69ZM30 71H32V70H30ZM4 73L1 72V74H4ZM46 73H47V71H46ZM200 74L202 76L207 77L206 80H208L211 77V80L207 81V85L209 87L212 86L211 90H209V88H206V85H205L204 81H202V79H201L202 76H200ZM47 75H48V73H47ZM43 76H44L43 78H45L46 75H43ZM196 80H198V82H199L198 84H200L202 82L200 84L201 86H199V87H201L200 88L201 90L199 91V92H201V94L199 95L200 97L198 96L200 98L199 102H201V103H199L197 101L198 102L197 104L201 105V107H200L201 109L198 110L197 113H195L196 110L195 111L193 110L194 113L191 112L192 114H189L190 116L193 115V117H191L192 118L191 119L190 116H189V118L187 116V119H189V122L187 123L186 121H183L185 116L184 115L182 116L183 113L180 110H181L182 106L184 105L183 102L187 99L186 94H188V93H186V90H187L186 88L188 86H190L191 84L195 83ZM196 83H197V81H196ZM196 83L194 85H196ZM108 86H110L109 89H108ZM131 89L129 91H132ZM191 89L192 88H190V90ZM188 91L189 90H187V92ZM202 94H205V96H203ZM99 96H101V98ZM187 96L189 97V95H187ZM199 98H197V99H199ZM175 99L179 103V104L176 103L178 105V107L182 104V106L179 107V112H178V113H180V117L182 116L180 124L183 125L186 123L187 126L185 124L184 129L181 130V131L184 130L183 132H184L185 136L181 139L182 143L179 139L181 145H179V147H177L176 153L174 151L176 156H173L172 162L169 163L170 165L169 164L165 165L167 167L162 169V170L165 169V171H162L161 170L162 166L161 167L159 166V162H160V161L158 162L159 159L157 160V162H154V160H152V158L155 156L152 155L153 153L151 152V150H152L151 147H153V146L156 147L157 143L155 144V141H153V139H152L154 136L151 137L150 133H151V131L154 132L153 131L154 128L157 127L156 124L159 123L161 126V123H165L164 119H167V115H168L167 112L171 111V115H172V112H174V111L171 110V109H173L171 107L174 105L173 102ZM112 102H115V101H112ZM198 109H199V107H198ZM107 113L108 112L106 111V114ZM177 116L179 118V114ZM61 120L63 121V119H61ZM168 120H170V118H168ZM178 120H180V118ZM256 120H258L257 123H256ZM166 122H169V121H166ZM254 124H255V127H253ZM182 125H181V127H182ZM253 128H257L258 131H256L255 133L252 132V134H251V132H250V134H247L249 132V130L251 129V131H252ZM164 129H166V128H164ZM155 130H158V128ZM54 132H56V131H54ZM60 132H57V133H60ZM81 134H83V133L81 132ZM124 135H126V134H124ZM49 136H52V134H50ZM54 136H55V134H54ZM84 138H85V136H84ZM55 139L57 140V138H55ZM81 139H83V138H81ZM80 141H82V140H80ZM237 142H238L239 146L237 144H235ZM50 143H51V141H50ZM113 143H115V141ZM168 143L167 144L166 143L163 144V142H162V144L159 143L161 146H159L157 148L158 150L156 152L160 153L161 151H163V148L166 145L168 146ZM53 144H54V142H53ZM176 145H178V144H176ZM235 145H237L239 148L236 149L235 147H233ZM108 146L110 147V145H108ZM231 146L233 147V150H231V148H230ZM165 148H164V151H165ZM172 148L173 147H171V149ZM234 148H235V150H234ZM106 150L104 152H107ZM172 150H174V149H172ZM228 151H229V154L233 153L234 155L236 154L234 152H238L236 154V155H238L237 157L239 158L238 162L236 164H233V166H232V164L230 165L229 162H228L229 164H221L222 163L221 162L218 165V163H217L218 158L219 157L222 158V156H220V154H222V153L224 154L225 152H227V154H228ZM104 152H102V153H104ZM20 155L22 157L23 153ZM146 157L148 158L147 159L148 162H151L150 165L147 164L146 161H144L146 159ZM150 157H151V161H149ZM223 159H224V157H223ZM226 159H228V158H226ZM232 162H233V160H232ZM144 163H145V165L147 164V166H148L147 170H146L147 166L145 167ZM130 164H131V166H129ZM56 166H57V163H56ZM228 166H231V170L228 169L229 171L226 170ZM74 169H76V168L74 167ZM96 169H94V170L96 172H98V168H96ZM204 171L205 172L207 171L206 177L208 176L207 179H209V180H207V182H210V183H208V184H210V188H209L210 191L207 190L210 192L209 196L211 195L213 197V196L218 195L217 197H214L215 201L213 199L212 200L210 199V201L212 202L213 205H214V202H217V204H218V210H217L218 214L216 216L215 215L213 216V214L215 213L214 210L216 211V209H215V207H213L212 204L207 205L208 207L206 208L205 204L207 202H209V201H207V199H209L208 198L209 196L206 197V195H208V193L207 194L205 193L206 195L201 194L199 196L196 194V193L199 194V192L193 193V191L195 190L194 187L197 184L195 182L198 179L199 175L201 177V173ZM128 172H129V174H128ZM134 172L131 175H133ZM70 174H72V173H70ZM97 174H99V173H97ZM126 174L128 176H126ZM58 175H61V177ZM227 175H231V176H229L230 179H229V181H227L228 183L224 179V181L226 182L225 185H222V186L219 185L220 187L225 186L221 190L219 188V186L217 185V183H215L212 179L216 178V177L218 178V176H219V179H220V176L223 178H226ZM231 177H232V179L235 178L238 180L233 181L231 179ZM59 178L57 179L58 182L60 180ZM98 179H99V177L97 176V180ZM129 179H130V176H129ZM143 179L145 180V178H143ZM60 181H62V180H60ZM69 181H70V179H69ZM137 181H138L137 184H139L141 182L137 179L134 183H136ZM146 181H144V182L147 183ZM197 181H199V180H197ZM58 182H57V188L59 190L60 185L58 186ZM155 182L157 183V181H155ZM55 183H54V185H55ZM96 183H97V181H96ZM211 184H213V186ZM221 184H223V182ZM205 185H207V184H205ZM42 186H44V185H42ZM45 186H47V184H45ZM72 187H74V186H72ZM134 187H135V185H134ZM203 187H206V186H203ZM216 187H218L217 191H215ZM100 188H99V190H100ZM42 189H40V190H42ZM86 189H88V188H86ZM149 189H150V187H149ZM196 189H198V188H196ZM219 189H220V192H219ZM69 190H71V189H69ZM125 190H126V188H125ZM147 190H148V187H147ZM202 190H204V189H202ZM96 191H98V188L96 189ZM152 191H154V190H151L150 193H152ZM207 191H205V192H207ZM148 192H149V190H148ZM44 193H42V194H44ZM57 193H59V192H57ZM144 193H145V191H144ZM144 193L142 195L143 197H144ZM152 194H149V195H152ZM48 195H50V194H47V196ZM202 195H204V197H201ZM139 196H141V195L139 194ZM142 196H141V198H143ZM146 196H148L147 192H146ZM205 197L207 198V199H205L207 202L205 200H204L205 202H202V201L200 202V199L203 200L202 198H205ZM132 199H133V196H132ZM148 200L150 201V199H148ZM200 203L201 204L204 203L203 205H201L204 207V209H203V207H201V210H200V206H199ZM217 204L215 203V205H217ZM136 205L137 204H135V206ZM141 205L142 206L144 205V207H145L146 203L144 204V202H143V204H141ZM28 207H29V205H28ZM83 207H85V206H83ZM97 207L99 208V206H96V208ZM90 208L92 209V207H90ZM142 209H143V207H142ZM80 210H79V212H80ZM83 210H84V208H83ZM144 210L145 209H143V211ZM193 211H194V214L192 213ZM30 212H32V211H30ZM30 212H29L28 216L30 215ZM209 212H210V214H209ZM211 212H214V213H211ZM100 213H102V212L100 211ZM100 213L98 215H100ZM129 213H130V211H129ZM21 214H19V215H21ZM131 215H133L132 212H131ZM212 216L214 217V219L210 218L212 221L211 220L209 221L207 219V217L209 218ZM85 217H86V215H85ZM19 219L20 218H18V225L21 224V223H19ZM194 219L197 222H195ZM242 219L241 218L238 219V223H239L238 225L239 226H240V222H241L240 220H242ZM90 220H93V218ZM140 221H141V219H140ZM128 222H129V219H128ZM12 224H13V222H12ZM24 224H25V222H24ZM256 224H253V225H256ZM14 225H15V223H14ZM132 226H130L129 230L133 229ZM239 226H237V227H239ZM6 227H8V226H6ZM94 227L97 228L95 225H94ZM252 227L255 229L257 226H255V227L252 226ZM95 228H94V230H95ZM258 228H256V229H258ZM5 229H7V228H5ZM8 229H9V227H8ZM189 229H190V231H189ZM256 229H255V231H256ZM237 230L240 231V229H236L235 232H237ZM11 231H13V230H11ZM11 231H10V234H11ZM244 231H245V229H244ZM200 232H202V234H200V235L197 234ZM231 232H230V234L232 235ZM250 233L248 235H251ZM194 234L198 235L197 238H195L196 240L193 239ZM121 235L123 236L122 233H121ZM236 235L237 234L235 233V236H234L235 238L231 236V238H234L233 240L228 237L229 240L233 241L232 246L229 247V248H231V251H229V253L231 252L232 261L234 259L233 256L235 258L237 257V259H238V257L241 256L240 253H239V255L237 253V247H239L238 245L240 243L239 242H238L239 244L237 243L238 238H236L237 237ZM245 236H243V237H245ZM221 237H224L223 238L224 240H222ZM95 238H93V239H95ZM108 238L112 242L108 241ZM178 238H179V240H178ZM190 239L191 240L193 239V241L195 240L193 246L190 243H188L192 247L190 246V248H189V247H187L189 245L184 246L182 244L185 240L188 241ZM97 240H95V241H97ZM220 240H222V241H220ZM242 240L244 241V243H242V246L244 248L246 245H248V244H245V241L247 243L248 239L246 240V237H245ZM251 240L253 241V239H251ZM239 241H240V239H239ZM249 241H250V239H249ZM100 242H102V241H100ZM220 242H221V244H220ZM92 243H93V241H92ZM92 243H90V244H92ZM179 243L181 245H183L180 247V249L178 248ZM260 243L262 244V242H260ZM90 244H87V245H90ZM244 244H245V246H244ZM74 245H76V244H74ZM80 245L78 243V246H80ZM252 246H254V248H255V245H253V243H252ZM74 247H72V249ZM210 247H213V246H210ZM259 247H260V245H259ZM207 248L212 250V252H210L209 249H208L209 251H207ZM221 248H223V249H221ZM247 248H246V251H247ZM250 248H251V246H250ZM0 249H1V247H0ZM239 250L241 251L242 248L241 249L239 248ZM257 250H258V248H257ZM261 250H263V249H261ZM189 252H194L193 253V254H195V256H193L194 260H192L193 259L192 257L188 259L185 256L187 253L189 254ZM221 252H223V251H221ZM253 252H255V251H253ZM258 252H259V250H258ZM229 253H228V256H229ZM85 254L88 255L87 252ZM219 254H220V251H219ZM209 256H212L214 258L210 259ZM226 258H227V256H226ZM217 262H218V264H219V262H220V264L222 263L221 261H218V259H217ZM238 262H240V261H238ZM215 263H216V261H215ZM234 263H235V261H234ZM263 264H264V262H263Z\"/></svg>","mask_w":264,"mask_h":264}]
</instances>
